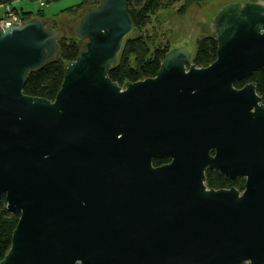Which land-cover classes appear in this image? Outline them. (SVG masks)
I'll return each instance as SVG.
<instances>
[{
  "label": "water",
  "instance_id": "obj_1",
  "mask_svg": "<svg viewBox=\"0 0 264 264\" xmlns=\"http://www.w3.org/2000/svg\"><path fill=\"white\" fill-rule=\"evenodd\" d=\"M126 2L0 29V199L18 214L0 264H264V104L254 82L235 86L264 65V0L216 9L209 65L183 39L119 85ZM61 35L83 46L54 99L23 93ZM205 169L242 192L207 188Z\"/></svg>",
  "mask_w": 264,
  "mask_h": 264
},
{
  "label": "trees",
  "instance_id": "obj_2",
  "mask_svg": "<svg viewBox=\"0 0 264 264\" xmlns=\"http://www.w3.org/2000/svg\"><path fill=\"white\" fill-rule=\"evenodd\" d=\"M16 0H0V5L4 8L10 7L11 11L20 16L22 21L31 18V12L19 11L15 8ZM42 3L57 0H40ZM203 0H127L126 8L131 18L134 29L139 33L134 36H126L121 50L118 54L117 62L108 73L112 81L121 85L125 81H137L155 75L161 60L167 51L168 45H152L146 36H142L141 27L148 20L149 15L159 8H165L173 2H179L176 9L179 14H183L190 5H198ZM101 0H81L79 3L60 10V14H69L80 9L93 8ZM42 11H38L35 17H42ZM57 13V14H58ZM55 14V15H57ZM1 18V17H0ZM49 27L54 28L52 25ZM83 42L78 41L74 36L66 37L61 35L58 41V48L55 58L43 66L28 73L23 93L31 96L43 97L53 100L58 91L62 77L63 66L67 61L73 60L81 51ZM216 43L209 37V34L197 41L196 49L192 55L191 62L197 67L209 65L215 58ZM246 82H254L256 93L260 96L264 104V65L256 69L247 78L236 82V87L243 86ZM235 185L242 189L241 182L228 183L222 179L208 176L207 186L220 188ZM18 214L8 212L5 208L4 198L0 199V260L3 258L10 246L11 234L16 225Z\"/></svg>",
  "mask_w": 264,
  "mask_h": 264
},
{
  "label": "rangeland",
  "instance_id": "obj_3",
  "mask_svg": "<svg viewBox=\"0 0 264 264\" xmlns=\"http://www.w3.org/2000/svg\"><path fill=\"white\" fill-rule=\"evenodd\" d=\"M81 0H57L49 3L40 0H16L14 7L19 11L31 12L35 17L38 11H42L43 17H78L85 9L73 12L72 15L58 13L60 10L75 5ZM245 0H203L198 5H190L183 14L177 12L179 2H173L165 8H159L152 12L148 20L141 27L142 36H146L152 45H171L183 39H187L192 46V55L195 52L197 41L209 34L208 24L216 9L227 2ZM58 13V14H57ZM57 14V15H55ZM6 15L5 8L0 5V17ZM57 22L51 19L49 26L57 28ZM139 32L132 28L127 36L134 37Z\"/></svg>",
  "mask_w": 264,
  "mask_h": 264
},
{
  "label": "flooded vegetation",
  "instance_id": "obj_4",
  "mask_svg": "<svg viewBox=\"0 0 264 264\" xmlns=\"http://www.w3.org/2000/svg\"><path fill=\"white\" fill-rule=\"evenodd\" d=\"M210 154L212 155L213 152H210ZM171 158L170 157H161V158H154L152 159L151 161V165L153 167H158V166H161V165H165V164H168L169 162H171ZM204 176H205V186L207 188H213V187H208L207 186V178L208 176H213L214 178L216 179H222L224 180L225 182L227 181L228 183H234V182H241L242 183V189H239L238 187H236L235 185H231V186H226V187H220V188H225V189H228V188H235L239 191V193L242 192L243 190V184H244V178L243 177H235V178H230L228 176H225V175H221L219 174L216 170H211V169H205L204 170ZM220 188H213V189H220Z\"/></svg>",
  "mask_w": 264,
  "mask_h": 264
},
{
  "label": "built area",
  "instance_id": "obj_5",
  "mask_svg": "<svg viewBox=\"0 0 264 264\" xmlns=\"http://www.w3.org/2000/svg\"><path fill=\"white\" fill-rule=\"evenodd\" d=\"M5 13L6 15L4 17L0 18V29L4 25H20L23 23L22 19L19 15L11 11L10 7H5Z\"/></svg>",
  "mask_w": 264,
  "mask_h": 264
}]
</instances>
